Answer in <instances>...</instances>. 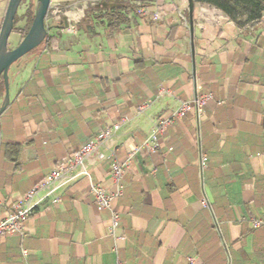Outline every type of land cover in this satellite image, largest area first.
<instances>
[{
  "label": "crops",
  "instance_id": "1",
  "mask_svg": "<svg viewBox=\"0 0 264 264\" xmlns=\"http://www.w3.org/2000/svg\"><path fill=\"white\" fill-rule=\"evenodd\" d=\"M132 3L51 0L64 10L48 23L53 41L11 67L0 116V220L108 132L106 160H88L95 184L112 192L110 159L135 153L113 203L117 229L81 180L37 209L23 238L0 236V264H264V225L253 228L264 222V17L237 26L188 2L152 18ZM87 4L94 15L125 8L127 22L79 28ZM69 25L75 34L61 32ZM207 94L200 118L189 111L154 136L160 118Z\"/></svg>",
  "mask_w": 264,
  "mask_h": 264
},
{
  "label": "built area",
  "instance_id": "2",
  "mask_svg": "<svg viewBox=\"0 0 264 264\" xmlns=\"http://www.w3.org/2000/svg\"><path fill=\"white\" fill-rule=\"evenodd\" d=\"M63 8L59 5L49 6L45 25L46 28L51 20H58L63 14ZM63 33L75 34L73 26H67L61 30ZM211 99V95H203L194 98L191 101L180 103L177 108L169 112L166 116L160 118L155 126L154 136H162L173 123L180 120L186 113L193 111L198 119L203 114L204 107ZM144 106L138 110L142 112ZM109 133H102L96 137L93 142L83 145L80 150L60 166L50 170L42 183L34 187L26 195L19 197L8 215L0 220V236L12 237L19 236L23 238L24 223L34 215L35 211L45 203L58 204L61 202V194L68 187L76 184L78 181L86 180L89 185V192L93 198V206L97 211H107L109 213L110 230L114 232L119 222V214L114 209L113 203L122 196L123 186L122 177L128 168L130 161L135 153H130L123 161L110 159V180L114 190L106 191L101 185L95 184L90 176L88 160L95 155L99 161L106 160V155L98 153L97 150L104 142ZM200 161L201 168L205 166L206 159L202 156ZM264 225L262 221L253 223V228L257 229ZM116 253V249H114ZM25 257V251H22ZM117 264H120L117 262Z\"/></svg>",
  "mask_w": 264,
  "mask_h": 264
},
{
  "label": "water",
  "instance_id": "3",
  "mask_svg": "<svg viewBox=\"0 0 264 264\" xmlns=\"http://www.w3.org/2000/svg\"><path fill=\"white\" fill-rule=\"evenodd\" d=\"M23 0H9L0 28V80L3 85V97L0 102V116L9 107V72L20 59L45 43L48 37L45 18L51 0H35L33 22L14 49H9L8 42L14 27V18ZM192 4V0H189Z\"/></svg>",
  "mask_w": 264,
  "mask_h": 264
},
{
  "label": "trees",
  "instance_id": "4",
  "mask_svg": "<svg viewBox=\"0 0 264 264\" xmlns=\"http://www.w3.org/2000/svg\"><path fill=\"white\" fill-rule=\"evenodd\" d=\"M226 0H192V2L199 3L201 5L208 4L216 7L220 10L224 15H226L230 20L235 18V10L240 8L242 13L248 15L250 22L259 21L264 15V0H227V4L231 6V9L228 8L229 5L225 3ZM27 2V7L22 16H15L14 18V27L12 33L19 34L20 38L23 39L26 33L28 32L34 18V9H35V1L34 0H23L21 4ZM126 11L125 8H113L104 14L94 15L93 9H88L82 20L79 22L78 27L91 28L92 19L100 20L105 19L107 22V29L116 30L121 24H125L127 19L124 14H121L120 11ZM24 19V25L22 27L18 26L19 21ZM53 41L52 38L47 37L45 42ZM43 45V44H42ZM40 45L38 48H40ZM36 48L35 50H37ZM35 50L30 52L33 53ZM28 54V55H29ZM26 55V56H28ZM25 56V57H26ZM3 97V85L0 80V101Z\"/></svg>",
  "mask_w": 264,
  "mask_h": 264
},
{
  "label": "rangeland",
  "instance_id": "5",
  "mask_svg": "<svg viewBox=\"0 0 264 264\" xmlns=\"http://www.w3.org/2000/svg\"><path fill=\"white\" fill-rule=\"evenodd\" d=\"M188 2H189L188 0H133L132 7H134V9L137 11H141V13H146V15H150L152 18H155L156 15L164 8H167L166 10H170L175 13L179 11H182L185 13L189 9L187 6ZM193 3L195 4V2ZM225 3L226 4L228 3L227 0L225 1ZM26 7H27V2L20 4L19 15H22V13L25 12ZM86 8L87 9L84 12H86L88 9H94L95 7L87 4ZM196 8L198 10L209 11L210 13H215L217 16H221V17L224 15L216 7L208 5V4L197 5ZM228 8L231 9V6L229 5ZM81 12L82 11H80V14ZM231 22L235 23V25L237 26H244V25L249 24L250 20L248 18V15L245 13H242V10L238 8L235 10V18L232 19ZM23 25H24V19H21L19 21L18 26L22 27ZM21 40L22 39L20 38L19 34L13 33L9 38V42H8L9 49H14Z\"/></svg>",
  "mask_w": 264,
  "mask_h": 264
}]
</instances>
